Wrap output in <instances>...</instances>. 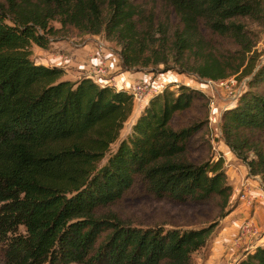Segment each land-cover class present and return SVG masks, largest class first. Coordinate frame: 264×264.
I'll return each mask as SVG.
<instances>
[{"label": "trees", "instance_id": "trees-1", "mask_svg": "<svg viewBox=\"0 0 264 264\" xmlns=\"http://www.w3.org/2000/svg\"><path fill=\"white\" fill-rule=\"evenodd\" d=\"M251 22L264 27V0H0L1 264H194L219 221L141 226L104 209L134 189L178 204L214 200L221 218L235 208L224 157L192 153L210 95L169 82L122 137L133 93L66 79L64 67L34 60V45L76 31L115 44L123 72L248 77L220 130L264 187V60ZM237 264H264V243Z\"/></svg>", "mask_w": 264, "mask_h": 264}, {"label": "rangeland", "instance_id": "rangeland-1", "mask_svg": "<svg viewBox=\"0 0 264 264\" xmlns=\"http://www.w3.org/2000/svg\"><path fill=\"white\" fill-rule=\"evenodd\" d=\"M55 24L58 25V23ZM250 25L259 33V41L255 48L260 54L259 60H264V27L261 24L252 22ZM88 42L93 43L98 48L106 47L112 51L117 49L115 44L106 41L103 36L79 35L74 31L66 38L54 40L47 49L34 45L33 58L36 62L44 65L49 63H58L61 66L68 65L71 62H67L70 50L80 48ZM98 72L99 74L102 73L101 70H98ZM171 72L175 76L172 77L175 80L169 82L185 83L199 88L211 96L209 116L215 117L216 120L213 121L209 118L207 127L197 133L192 153L198 159L220 155L224 157L227 180L233 186L230 204L235 205V208L226 217L221 218L222 209L218 206L217 201L178 204L171 201L156 200L145 192L134 189L117 203L106 207L103 213L116 216L126 223L141 226L162 224L168 227H198L219 221L220 231L205 249L193 254V263L237 264L247 250L264 243V187L260 178L250 175L247 166L230 151L222 140L220 130L222 112L236 102L240 92L246 88L248 77L237 75L235 76L237 78L236 86L227 87L221 84L219 80L198 78L194 75L181 74L172 70ZM144 73L147 74L148 72ZM161 74L151 73V76L155 78L161 76ZM138 82L149 83L151 90L152 88L158 90L160 87V89H163L165 84L162 87L161 83H156L153 79ZM135 84L130 86L128 90L131 91ZM258 88L264 92V84ZM151 90L142 102L135 101V111L126 122L121 133L122 137L130 133L131 126L147 103V99L150 98V95L155 94V91ZM196 112L201 113L200 106H198ZM115 147L116 145L113 146V148ZM245 184L248 185V199L241 197ZM236 222H239V224L237 223L238 227L234 228L233 225ZM231 228L235 229L233 238L228 236V233L232 232Z\"/></svg>", "mask_w": 264, "mask_h": 264}, {"label": "crops", "instance_id": "crops-1", "mask_svg": "<svg viewBox=\"0 0 264 264\" xmlns=\"http://www.w3.org/2000/svg\"><path fill=\"white\" fill-rule=\"evenodd\" d=\"M70 51L67 62H71L68 65H62V67L66 69V74L64 76L66 79L76 80L81 75H86L94 78L95 81L102 85L110 84L119 89H128L140 80L150 81L153 79L154 82L161 83V86L164 83L166 84V82L168 83L169 81L175 80V78H172L175 76L171 71L164 72L161 76L155 78L151 76V73L143 74L141 71L123 72L121 71L120 58L114 51L106 47L98 48L91 42ZM46 65L59 66L60 64L49 63ZM98 70H101L102 73L99 74ZM237 223L239 224V222H236V224L233 225L234 228L238 227ZM231 230L232 232L228 233V236L233 238L232 236L235 229L231 228Z\"/></svg>", "mask_w": 264, "mask_h": 264}, {"label": "built area", "instance_id": "built-area-1", "mask_svg": "<svg viewBox=\"0 0 264 264\" xmlns=\"http://www.w3.org/2000/svg\"><path fill=\"white\" fill-rule=\"evenodd\" d=\"M236 79L237 78L235 76H230V77H228L226 79H221L219 81H221V84L226 85L227 87H234L237 84V80ZM160 88L158 90L152 88V90H151V85L149 83H146V82H137L133 86L131 92L133 93V96H134V99H135L136 102H142L147 97V94H148V92L150 90L151 91H155L154 93H157V92H159V91L162 90ZM210 120L215 121L216 118L210 116ZM241 197L243 199H248L249 198L248 185L247 184L244 185V191L242 192Z\"/></svg>", "mask_w": 264, "mask_h": 264}]
</instances>
